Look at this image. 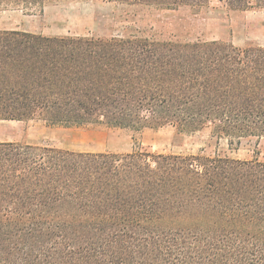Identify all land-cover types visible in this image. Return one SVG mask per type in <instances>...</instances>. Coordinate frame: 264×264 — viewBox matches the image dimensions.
<instances>
[{
	"label": "trees",
	"instance_id": "16d2710c",
	"mask_svg": "<svg viewBox=\"0 0 264 264\" xmlns=\"http://www.w3.org/2000/svg\"><path fill=\"white\" fill-rule=\"evenodd\" d=\"M106 1L199 12L215 0ZM35 117L264 137V45L0 30V120ZM0 264H264V162L0 142Z\"/></svg>",
	"mask_w": 264,
	"mask_h": 264
},
{
	"label": "rangeland",
	"instance_id": "374dc122",
	"mask_svg": "<svg viewBox=\"0 0 264 264\" xmlns=\"http://www.w3.org/2000/svg\"><path fill=\"white\" fill-rule=\"evenodd\" d=\"M0 30H22L47 36L140 37L165 41L222 40L236 46L264 45V9L228 10L212 1L199 12L187 7L162 9L106 0H56L42 7L0 6ZM46 144L77 152L227 156L264 162V137L217 136L211 126L176 133L86 124H51L42 117L27 121L0 120V142Z\"/></svg>",
	"mask_w": 264,
	"mask_h": 264
},
{
	"label": "crops",
	"instance_id": "0c3cea01",
	"mask_svg": "<svg viewBox=\"0 0 264 264\" xmlns=\"http://www.w3.org/2000/svg\"><path fill=\"white\" fill-rule=\"evenodd\" d=\"M151 130H154V131H155V130H157V129H151Z\"/></svg>",
	"mask_w": 264,
	"mask_h": 264
}]
</instances>
